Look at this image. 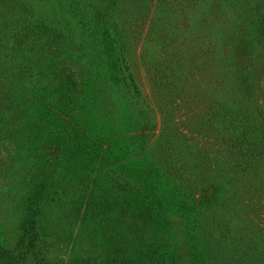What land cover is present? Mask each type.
<instances>
[{
  "label": "rangeland",
  "instance_id": "rangeland-1",
  "mask_svg": "<svg viewBox=\"0 0 264 264\" xmlns=\"http://www.w3.org/2000/svg\"><path fill=\"white\" fill-rule=\"evenodd\" d=\"M112 180L184 200L192 226L219 183L242 229L210 218L220 252H264L244 227L264 230V0H0V255L41 216L36 252L68 263L55 240Z\"/></svg>",
  "mask_w": 264,
  "mask_h": 264
},
{
  "label": "trees",
  "instance_id": "trees-1",
  "mask_svg": "<svg viewBox=\"0 0 264 264\" xmlns=\"http://www.w3.org/2000/svg\"><path fill=\"white\" fill-rule=\"evenodd\" d=\"M123 184L115 180L95 183L89 193L86 189L83 193L86 196L75 203L74 213L78 215L73 218L72 227L69 226L68 232L55 240L57 245L62 244L59 247L69 250L66 264H234L226 260L218 248L227 236L213 234V224L210 225V218L216 213L227 216L229 223L233 217L230 210L219 208L221 203L227 201L235 204V200L219 195L222 187L219 183L218 187L214 185L210 195L207 220L202 224L199 222L197 226H192L194 219L187 214L191 211L184 200L171 202L169 199L155 198L151 188L156 187L146 181L134 185V188ZM168 187L176 192L175 186ZM63 199V196H59L56 201L63 203ZM41 204L46 208L49 206L47 196ZM173 204L178 206L179 214L184 215L181 225H176L169 215ZM81 211L83 213L79 215ZM41 222V216L33 217V233H27L26 237L16 236L18 244L23 245L22 259L16 260L9 248L0 255V264H45L47 256L35 250L36 243H39L46 253L45 246L50 244L39 239V229H43ZM76 223L79 225L75 230ZM230 225L235 229L230 238L241 240L238 223ZM246 226L252 230L249 232H254L255 228L264 234V230L248 225V222L244 224ZM247 240L251 245H256L254 249L264 251V241L260 235L253 234L252 239ZM242 255L243 259L237 264H264V252L255 256L254 252L245 251Z\"/></svg>",
  "mask_w": 264,
  "mask_h": 264
}]
</instances>
